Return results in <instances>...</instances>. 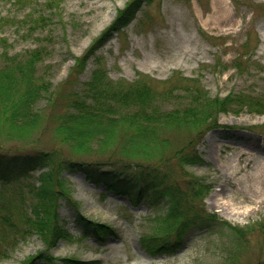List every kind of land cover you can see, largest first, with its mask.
I'll use <instances>...</instances> for the list:
<instances>
[{
  "label": "rangeland",
  "instance_id": "obj_1",
  "mask_svg": "<svg viewBox=\"0 0 264 264\" xmlns=\"http://www.w3.org/2000/svg\"><path fill=\"white\" fill-rule=\"evenodd\" d=\"M13 1L0 0V19L8 18L0 20V66L4 48L10 54H25L43 44L46 52L38 72L53 88L60 89L61 96L55 105L44 109L38 136L32 132L27 140L4 138L2 142L13 149L29 145L37 149L60 147L67 152L56 138L55 127L67 109L77 79L87 81L95 67L92 59L80 77L71 78L74 57L90 47L129 0H62L63 21L51 22L31 36L19 32L15 23L31 10L43 12L45 0H23V6H14ZM262 5L264 0H150L98 55L111 79L123 84L148 75L161 87L159 81L168 80L174 71H179L185 78L199 80L212 96H264ZM236 59L242 67H232ZM165 105L174 107L170 102ZM218 120L222 127L208 131L198 144L208 164L188 170L212 185L204 200L205 209L216 213L223 224L191 233L173 254L152 257L142 249L140 239L151 232L154 209L146 204L133 207L126 196L111 192L103 197L104 185L97 186L81 172L66 173L68 190L84 215L112 224L116 235L104 243L92 236L61 239L53 247L34 236L4 264H22L27 255L46 248L60 258L96 260L97 264H261L264 234L254 229L264 218V114L244 109L222 113ZM192 136L194 132L185 130L166 135L175 146L185 145ZM33 181L21 180L12 186L19 189ZM3 183L0 180V186ZM73 210L63 201L62 218L74 233L77 229ZM163 212L164 209H157V214ZM225 223L256 227L250 232L242 229L244 234L236 239Z\"/></svg>",
  "mask_w": 264,
  "mask_h": 264
},
{
  "label": "trees",
  "instance_id": "obj_2",
  "mask_svg": "<svg viewBox=\"0 0 264 264\" xmlns=\"http://www.w3.org/2000/svg\"><path fill=\"white\" fill-rule=\"evenodd\" d=\"M148 1H128L90 47L74 57L71 78L83 74L91 58L97 61L87 81L77 79L67 109L55 127L56 138L67 152L60 147L37 149L29 145L13 149L2 142L4 138L27 140L32 132L38 136L44 109L55 105L61 93L38 72L46 52L43 44L25 54H10L8 48L1 52L0 180L4 183L0 186V264L34 236L51 247L61 239L71 241L76 234L101 242L115 235L114 227L79 210L68 191L66 171H82L93 182H104L108 191L128 196L136 206L143 202L151 208H167L165 215L153 220L151 232L141 238V246L151 256L171 254L191 232L223 224L216 214L205 209L204 199L211 185L188 167L206 164L197 145L207 131L220 127L221 113L246 109L264 114V96H211L199 80L185 78L179 72H174L168 81H157L161 87L148 75H139L124 84L111 79L97 53L115 32L133 21ZM24 2L14 0L13 5L23 6ZM61 3L62 0H45L43 12L31 10L15 23L18 31L31 36L51 22H62ZM236 60L233 66L242 67ZM167 102L174 103V107H166ZM181 130L192 131L194 136L185 145L175 146L166 135ZM94 156L99 158H90ZM28 179H34L33 183L19 189L12 186L13 182ZM63 200L74 208L75 234L61 216ZM224 225L236 239L242 237L244 229L250 232L256 226L254 231L264 234V218L256 226ZM38 263L95 264L74 257H56L48 248L22 261Z\"/></svg>",
  "mask_w": 264,
  "mask_h": 264
}]
</instances>
